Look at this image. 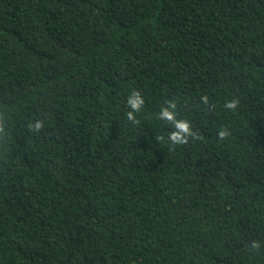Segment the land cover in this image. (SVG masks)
<instances>
[{
    "label": "trees",
    "instance_id": "obj_1",
    "mask_svg": "<svg viewBox=\"0 0 264 264\" xmlns=\"http://www.w3.org/2000/svg\"><path fill=\"white\" fill-rule=\"evenodd\" d=\"M0 264H264V0H0Z\"/></svg>",
    "mask_w": 264,
    "mask_h": 264
},
{
    "label": "clouds",
    "instance_id": "obj_2",
    "mask_svg": "<svg viewBox=\"0 0 264 264\" xmlns=\"http://www.w3.org/2000/svg\"><path fill=\"white\" fill-rule=\"evenodd\" d=\"M204 99L205 103H207L208 98L205 97ZM238 103V99H230L225 102L224 107L226 109L235 110ZM126 104L128 108L126 112L127 119L129 121H135L136 114L141 112L144 108L145 98L141 92L133 90L128 94ZM156 116L160 121H166L172 126V131L168 133L167 137L172 144H184L188 141L189 137L195 134L191 121L178 116L177 105L174 101H168L167 106L162 107ZM32 127L35 131H39L44 127V122L42 120H36ZM228 134L229 132L225 128L218 131V135L221 139Z\"/></svg>",
    "mask_w": 264,
    "mask_h": 264
}]
</instances>
